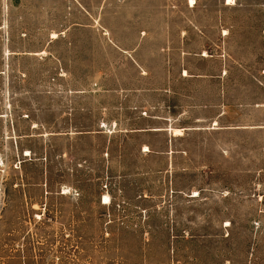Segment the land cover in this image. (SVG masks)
<instances>
[{"label": "rangeland", "instance_id": "obj_1", "mask_svg": "<svg viewBox=\"0 0 264 264\" xmlns=\"http://www.w3.org/2000/svg\"><path fill=\"white\" fill-rule=\"evenodd\" d=\"M0 264H264V0H0Z\"/></svg>", "mask_w": 264, "mask_h": 264}, {"label": "bare ground", "instance_id": "obj_2", "mask_svg": "<svg viewBox=\"0 0 264 264\" xmlns=\"http://www.w3.org/2000/svg\"><path fill=\"white\" fill-rule=\"evenodd\" d=\"M173 131H174L175 135H178V134H180L181 130L180 129H174ZM104 200H105V202H103V203L108 204L110 202V197L109 196H105Z\"/></svg>", "mask_w": 264, "mask_h": 264}, {"label": "crops", "instance_id": "obj_3", "mask_svg": "<svg viewBox=\"0 0 264 264\" xmlns=\"http://www.w3.org/2000/svg\"><path fill=\"white\" fill-rule=\"evenodd\" d=\"M174 130V129H173ZM174 132V131H173Z\"/></svg>", "mask_w": 264, "mask_h": 264}]
</instances>
